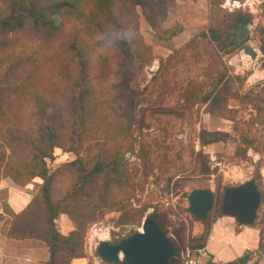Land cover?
<instances>
[{
    "label": "trees",
    "instance_id": "trees-1",
    "mask_svg": "<svg viewBox=\"0 0 264 264\" xmlns=\"http://www.w3.org/2000/svg\"><path fill=\"white\" fill-rule=\"evenodd\" d=\"M169 1L0 0V181L8 178L25 187L36 178L41 180L26 206L12 214L6 236L45 243L49 257L40 264H71L74 258L86 257L89 228L112 212L119 214L115 226L151 218L175 247L168 264H185L204 250L213 221L224 215L223 193L232 185L222 184L221 178L215 184L213 206L201 220L203 231L190 232L188 243L169 232V208L155 207L145 215L148 207L130 204L139 178L137 166H130L126 159L134 153L133 127L138 122L133 84L141 71L138 62L151 54L139 30L137 9L158 31L163 29ZM206 1L208 25L201 34L207 47L205 57L201 56L207 60L204 80L188 78L178 100L201 103L205 113L232 123L230 130L203 128L198 140L206 146L232 139L238 143L234 156L254 166L250 178L261 201L255 220L246 225L260 228L261 247L264 80L241 91L247 76L232 73L223 59L244 48L254 17L241 7L223 8L225 0ZM258 39L264 67V25ZM97 112L112 114L115 122L95 124ZM55 148L76 157L50 171L48 162L54 160ZM249 150L258 154L257 160L248 155ZM203 162L200 173L210 174ZM60 214L73 222L66 234L56 224ZM135 232L124 236L112 232L111 243ZM248 260L244 256L228 264H247Z\"/></svg>",
    "mask_w": 264,
    "mask_h": 264
},
{
    "label": "rangeland",
    "instance_id": "rangeland-1",
    "mask_svg": "<svg viewBox=\"0 0 264 264\" xmlns=\"http://www.w3.org/2000/svg\"><path fill=\"white\" fill-rule=\"evenodd\" d=\"M222 7L228 10L241 7L254 17L245 46L251 45L258 53L257 58L251 62L243 53V48L223 58L232 73L247 76L241 88V91H246L264 80V67L261 66L263 57L258 47V37L264 25V0H225ZM167 9L163 29L158 31L149 26L140 9H137L140 14L139 30L144 43L151 47V54L148 57L144 54L138 62L141 71L133 84L138 100V122L133 127L134 153H128L126 159L130 166H137L139 178L130 204L136 208L148 207L145 215L155 207L169 208V232L177 233L183 242L188 243L190 232L195 235L204 225L201 220L191 219V214L185 211L188 207L187 194L198 188L214 192L220 178L222 184L243 182L252 176L254 166L234 156L238 143L232 139L200 146L198 134L201 129L230 130L232 123L205 113L201 103L189 105L184 100H178L180 88L188 78L204 80L202 74L207 60L201 56L205 57L207 47L201 34L208 25L207 1L171 0ZM175 32L178 33L173 36ZM169 56L173 58L167 61ZM179 58L182 60L177 62ZM200 59L202 62H199ZM244 115L247 116V113ZM95 121V124L115 122L112 114L101 112L96 113ZM80 154L83 152L80 151ZM248 155L253 161L258 159V154L251 150ZM75 157L73 153L55 148L54 160L48 162L50 171ZM203 160V164L209 165L210 174L200 173ZM118 215L116 212L107 214L87 232L85 258L94 264L93 256L98 257L96 247L99 241L111 242L112 232L116 233L115 236H124L131 230L138 231L145 218L139 224L115 226L114 219ZM189 223H192L191 230L188 229ZM96 231L105 232L106 237L99 238L94 234ZM179 242L182 244V241ZM98 259L100 264L105 263Z\"/></svg>",
    "mask_w": 264,
    "mask_h": 264
},
{
    "label": "crops",
    "instance_id": "crops-1",
    "mask_svg": "<svg viewBox=\"0 0 264 264\" xmlns=\"http://www.w3.org/2000/svg\"><path fill=\"white\" fill-rule=\"evenodd\" d=\"M261 174L264 180V167L261 169ZM39 182L41 180L36 178L33 183L21 187L8 178L0 181V264H40L49 257L48 248L42 241L15 240L6 236L12 214L21 211L26 206L32 198L35 184ZM235 183L238 184L241 181ZM56 224L63 234L73 228V222L64 214L58 216ZM202 231L203 229L194 234H200ZM260 232L258 226L239 224L231 216H218L211 225L202 254L192 256L185 261L191 260L194 264H208V260H212V263L228 264L248 256L247 264H264V232L261 247ZM93 258L96 264L101 263L98 257L93 256ZM78 260H85V264L89 261L85 257H80L74 258L71 264H75Z\"/></svg>",
    "mask_w": 264,
    "mask_h": 264
},
{
    "label": "water",
    "instance_id": "water-1",
    "mask_svg": "<svg viewBox=\"0 0 264 264\" xmlns=\"http://www.w3.org/2000/svg\"><path fill=\"white\" fill-rule=\"evenodd\" d=\"M243 53L251 62L257 51L246 45ZM188 211L194 218L205 219L213 206L214 195L209 189L198 188L186 196ZM260 192L251 178L225 188L222 198V213L234 217L242 225L255 220L260 206ZM97 256L110 264H168L175 256V247L168 236L149 217H145L141 228L115 243L101 240L96 247Z\"/></svg>",
    "mask_w": 264,
    "mask_h": 264
},
{
    "label": "bare ground",
    "instance_id": "bare-ground-1",
    "mask_svg": "<svg viewBox=\"0 0 264 264\" xmlns=\"http://www.w3.org/2000/svg\"><path fill=\"white\" fill-rule=\"evenodd\" d=\"M94 234L96 236H98L99 238H105L106 237V233L105 232L102 233V232L96 231ZM75 264H85V260H78V261L75 262Z\"/></svg>",
    "mask_w": 264,
    "mask_h": 264
},
{
    "label": "built area",
    "instance_id": "built-area-1",
    "mask_svg": "<svg viewBox=\"0 0 264 264\" xmlns=\"http://www.w3.org/2000/svg\"><path fill=\"white\" fill-rule=\"evenodd\" d=\"M202 252L203 250L199 251V254H202ZM185 264H194V263L191 260H189V261H185ZM212 264H219V263L214 262Z\"/></svg>",
    "mask_w": 264,
    "mask_h": 264
}]
</instances>
